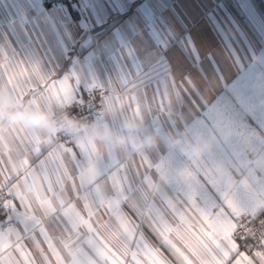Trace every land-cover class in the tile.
I'll use <instances>...</instances> for the list:
<instances>
[{"label": "snow or ice", "instance_id": "obj_1", "mask_svg": "<svg viewBox=\"0 0 264 264\" xmlns=\"http://www.w3.org/2000/svg\"><path fill=\"white\" fill-rule=\"evenodd\" d=\"M5 4L0 89L79 108L104 127L125 112L149 128L175 127L174 93L181 109L186 100L195 108L181 111L184 127L207 132L214 152L203 161L164 146L122 154L81 137L56 143L24 129L0 133V165L5 152L11 164V171L0 167V192L7 188L9 198L0 202V264H37L29 241L43 264H264V241L249 256L235 224L243 213L264 216V204L248 191L264 175L246 166L248 179L232 175L243 159L239 145L264 151V0L196 5L217 45L203 53L178 0H0ZM194 73L210 84L215 78L211 100ZM13 150L23 151L20 168ZM221 157L227 168L210 166Z\"/></svg>", "mask_w": 264, "mask_h": 264}, {"label": "crops", "instance_id": "obj_2", "mask_svg": "<svg viewBox=\"0 0 264 264\" xmlns=\"http://www.w3.org/2000/svg\"><path fill=\"white\" fill-rule=\"evenodd\" d=\"M183 6V10L189 13V18L187 23L191 27L193 36L197 39V46L201 49L203 53L209 48H216V41H214L208 33L207 21L200 15L203 9H197L195 6L201 3L207 4L208 0H178ZM0 7H7V5H0ZM173 32L176 35L181 34L179 28L173 27ZM224 60L223 54L218 57ZM228 73L226 72V75ZM177 84L179 85V76L176 77ZM193 81L197 84L203 91L204 96L211 100L213 98L212 86L216 84L215 78H212L211 84L203 81L200 77L193 74ZM182 91V90H181ZM189 91H192L189 87ZM151 95V93H149ZM35 99V102H34ZM172 103V119L175 122V127L171 125L161 124L159 127L149 128L146 120L137 116L134 112H125L120 116L116 124L109 125L108 127L102 126L97 120L93 125H90L83 129L76 137L85 138L91 143L95 144L102 152H106L109 148L114 151L121 152L122 154H140V153H151L154 150L160 148L161 146L170 147L177 155L182 157L191 158L193 160H207L210 153L214 152V140L205 131H199L193 134L190 129L184 127L181 121L180 114L181 111L184 112L185 116H188L189 110L195 112L194 106L191 105L190 101L185 102L183 109H181L179 103L177 102L174 93L170 95ZM156 104H152L153 114H155ZM165 108H167V101H165ZM61 108L55 106H48L41 99L34 98L32 95H25L22 99L19 97V93L10 87H4L0 89V113H17L22 112L27 117L22 121H13L9 119L6 115L3 119H0V133H7L9 129H24L25 131L33 132L39 135L41 138L51 137L57 142L56 132L57 125L54 120V114ZM43 115L49 121V127L47 129H39L34 127L30 123V118L33 116ZM167 112L161 119H166ZM129 122L135 124V127H128ZM55 129L54 132L51 130ZM118 137H123L122 142H117ZM8 141L11 143L13 136L8 135ZM149 138H153L155 142L148 143ZM179 139L180 143H175V140ZM144 145L143 147H137V145ZM200 146L203 151L199 154L194 152V149ZM236 152L243 159L241 161V166L233 169L232 175L237 182L244 181L248 179V173L244 171L245 166L249 169H254L257 177L264 175V151H259L254 144L242 143L236 149ZM47 153H45V156ZM23 156V151H20L18 155L16 150L11 153V161L15 164L17 168L21 167V157ZM44 159V157H40ZM3 164L0 167L8 168L11 171V164L9 162L8 153H4L2 156ZM31 160V157H30ZM139 161L137 160V163ZM39 161H34L32 167H35ZM211 167H221L227 168L229 166V161L226 158H218L211 165ZM143 172V169H141ZM15 179L12 183H15ZM250 188L248 191L255 198L259 204H264V184H259L254 181H249ZM23 191V187L21 186ZM125 211H129L125 208ZM103 210H101L102 214ZM132 215L131 213H129ZM134 218V217H133ZM115 225V221H113ZM145 234L149 237L153 245H158L155 237L148 232V229H144ZM55 235V233H53ZM28 243V248L36 256L37 264H43L40 255L32 247L31 242ZM46 248V245H42ZM112 247L114 250L118 251V245L112 242ZM262 250V249H261ZM119 254V252H118ZM168 255L167 251L164 253ZM249 254V253H248ZM252 254H249L251 256ZM122 259H129L121 257ZM171 258V257H170Z\"/></svg>", "mask_w": 264, "mask_h": 264}, {"label": "built area", "instance_id": "obj_3", "mask_svg": "<svg viewBox=\"0 0 264 264\" xmlns=\"http://www.w3.org/2000/svg\"><path fill=\"white\" fill-rule=\"evenodd\" d=\"M85 99H88V97H85ZM54 120L57 125L56 139L58 143L62 140L76 137V135L79 134L68 131L70 122H78L88 127L93 125L96 121V119L89 115L87 111L81 112L79 108L76 110H73L72 108H61L55 112ZM7 192V188L3 192H0V202L4 199H9L7 197ZM4 211H6V209H0V219L4 218ZM235 224L238 226L236 236L241 238L238 240L241 246V251L245 250L246 245L251 246L249 254L261 250L259 245L264 241V216L254 218L252 215L243 213L235 220ZM243 237H247V239H243Z\"/></svg>", "mask_w": 264, "mask_h": 264}, {"label": "clouds", "instance_id": "obj_4", "mask_svg": "<svg viewBox=\"0 0 264 264\" xmlns=\"http://www.w3.org/2000/svg\"><path fill=\"white\" fill-rule=\"evenodd\" d=\"M7 116L9 119L13 120V121H22V120H25L27 117L25 116L24 113L22 112H17V113H0V119H3L4 116ZM30 123L36 127V128H39V129H47L49 127V121L43 116V115H40V116H36V115H33L31 118H30ZM128 127H135L136 125L129 122V124L127 125ZM86 126L85 125H82L78 122H70L69 124V127H68V131L69 132H72V133H80L83 131V129L85 128ZM123 137H118L117 138V142H122L123 141ZM155 142L153 138H149V141L148 143H153ZM175 143L179 144L180 141L179 139H176L175 140ZM144 145L140 144V145H137V147H143ZM203 151V148L200 147V146H197L195 149H194V152L196 154H199L200 152Z\"/></svg>", "mask_w": 264, "mask_h": 264}]
</instances>
